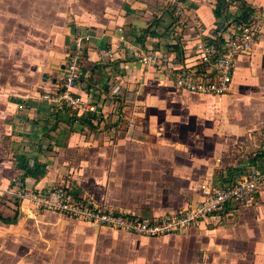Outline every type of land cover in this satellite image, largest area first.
<instances>
[{"label":"crops","instance_id":"crops-1","mask_svg":"<svg viewBox=\"0 0 264 264\" xmlns=\"http://www.w3.org/2000/svg\"><path fill=\"white\" fill-rule=\"evenodd\" d=\"M243 1L259 36L237 58L230 91L215 96L175 87L131 53L189 64L191 16L208 30L225 28L236 21L234 0H184L180 18L161 0H0V264H264L263 191L220 224L146 237L36 210L12 190L19 179L34 189L61 185L151 219L225 184L244 163L234 151L262 153L246 171L264 169V0ZM81 35L89 40L73 92L93 110L60 100L67 53ZM140 75L148 85L136 109L126 105L135 93L122 94ZM85 111L97 116L94 127L79 122Z\"/></svg>","mask_w":264,"mask_h":264},{"label":"built area","instance_id":"built-area-1","mask_svg":"<svg viewBox=\"0 0 264 264\" xmlns=\"http://www.w3.org/2000/svg\"><path fill=\"white\" fill-rule=\"evenodd\" d=\"M161 1L175 17L180 18L186 14L184 0ZM258 21L256 18H252L249 23L237 20L225 28L214 27L208 30L197 16H191L190 26L196 36L192 41L194 55L189 64L181 59L165 60L155 51H132L131 55L144 66L171 76L176 87L196 94L220 96L230 91L237 58L248 53L258 39ZM88 40V35L75 39L64 66L60 100L73 109L93 110V106L85 104L73 92L81 78L83 44ZM260 139L264 148V131L260 133ZM12 190L36 210L62 213L94 226L110 227L146 237H160L182 233L201 223H219L223 216L231 214L235 206L250 201L256 193L264 190V169L253 167L228 183L205 190L203 198L194 205L151 219L91 203L81 195H71L61 185L41 190L31 188L19 179L12 185Z\"/></svg>","mask_w":264,"mask_h":264},{"label":"trees","instance_id":"trees-1","mask_svg":"<svg viewBox=\"0 0 264 264\" xmlns=\"http://www.w3.org/2000/svg\"><path fill=\"white\" fill-rule=\"evenodd\" d=\"M234 1H235L234 3L236 4V7H237V10L235 13L236 18H234V19L236 21L238 20V21H241L243 23L251 22L252 21V13H253L251 5L246 3L243 0H234ZM223 8H224V6H223ZM214 15L216 17H220L221 15H223V12H220V9H217L214 12ZM172 48L175 49L174 47H172ZM68 108H69V106H68ZM96 117L97 116L93 112L85 111V113H83L81 116H79L78 119L82 125L88 126V127H94V120L96 119ZM261 149H262V152L264 153L263 146H261ZM262 156H263L262 153L257 154V153H253L252 151L248 152L246 159H244V163H242V165L238 164V165H235L234 167H232V171H231L232 173L230 176L225 178V181H226L225 183H228V182L234 180L237 176H239V174L247 173V171H246L247 166L252 164L254 162V160H257L258 158L263 159ZM22 166H26L25 163H23ZM29 170L30 169L27 168L25 173L27 174Z\"/></svg>","mask_w":264,"mask_h":264},{"label":"rangeland","instance_id":"rangeland-1","mask_svg":"<svg viewBox=\"0 0 264 264\" xmlns=\"http://www.w3.org/2000/svg\"><path fill=\"white\" fill-rule=\"evenodd\" d=\"M72 51V49L71 50H69V52L68 53H70ZM153 69V68H152ZM144 72H147V68L146 69H144ZM152 74H154V75H157V74H159V76H160V74H165V73H161V72H157V70L155 69L154 70V72L152 73ZM154 75H152V76H154ZM166 76H169V75H167V74H165ZM151 76V77H152ZM161 77H163L164 79H165V76H161ZM147 83H145L144 82V77H143V75H140V76H138V79H137V82H134V84L132 85V87L129 89L128 88V86L126 87V88H124V94H122L124 97H125V95L127 94V92H131V94L130 95H133L134 93H135V95H136V97L135 98H132V99H130V101L129 100H127V101H129V103L127 102L126 103V105L128 104V106H131L132 108H136V109H140L141 107H144V105H145V103L143 102L144 100L142 99V98H140V92L142 91V88H144V86L145 87H147ZM160 87V90H163V91H165V85H162V86H159ZM170 88H174L173 86H169ZM176 87V86H175ZM192 93V92H191ZM165 95V94H164ZM174 98H169V101H172ZM170 104V103H169ZM200 104V103H199ZM210 104H212V106H209L210 108H212V109H214V110H216V108L218 109V108H221L222 106H220L219 107V104L220 103H214V102H210ZM122 105H124L123 104V101H122ZM165 105V104H164ZM125 106V105H124ZM203 106L204 107H207L208 105L205 103V101H203ZM210 116H212V117H218L217 119H215V120H221V115H218V116H216L215 114H209ZM225 119V118H224ZM170 120V119H169ZM171 122V121H170ZM173 125V124H172ZM177 127V133L178 134H181L180 133V127H179V125L177 124L176 125V123H175V128ZM251 133H254V132H251ZM257 134H255V136H256ZM174 136V134H170L169 135V137H173ZM243 142H246L245 140L243 141ZM236 147H237V145H236ZM251 148V147H250ZM249 148V149H250ZM245 149V148H244ZM245 150H247V149H245ZM234 153H235V157H240V158H246V156H244V155H242V153L239 151V152H235L234 151ZM241 153V154H240ZM234 156H232L231 158H230V160L232 161V160H234L235 158H234ZM237 157V158H238ZM259 193H261V191H259L258 192V194ZM263 193H264V190H263ZM254 197H255V195H254ZM253 197V198H254ZM252 198V200H250V202L251 203H253L254 201H256V198L255 199H253ZM248 202H245V203H242V204H238L237 206H235V208L234 209H237V208H239L240 206H242L243 204H247ZM255 205V204H254ZM216 224H220V222L218 223H216Z\"/></svg>","mask_w":264,"mask_h":264}]
</instances>
